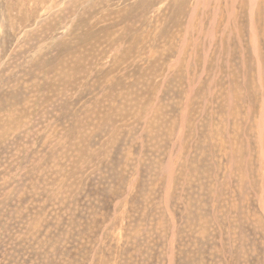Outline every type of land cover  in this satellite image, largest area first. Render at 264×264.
Here are the masks:
<instances>
[{
    "label": "rangeland",
    "instance_id": "1",
    "mask_svg": "<svg viewBox=\"0 0 264 264\" xmlns=\"http://www.w3.org/2000/svg\"><path fill=\"white\" fill-rule=\"evenodd\" d=\"M253 11L0 0V264H264Z\"/></svg>",
    "mask_w": 264,
    "mask_h": 264
},
{
    "label": "bare ground",
    "instance_id": "2",
    "mask_svg": "<svg viewBox=\"0 0 264 264\" xmlns=\"http://www.w3.org/2000/svg\"><path fill=\"white\" fill-rule=\"evenodd\" d=\"M208 1V0H207ZM215 2H216V0H215ZM196 3V2H195ZM221 5V4H220ZM229 5V4H228ZM249 5H250V12H254L253 11V7H255V5L257 6V0H249ZM193 6H195V5H193ZM197 6V5H196ZM208 6V5H207ZM232 7V6H231ZM192 9H193V7H192ZM194 11V10H193ZM215 11V10H214ZM219 11H220V8H219ZM233 12V11H232ZM249 12V13H250ZM193 14H194V12H193ZM251 16H252V14H251ZM236 21V20H235ZM236 23V22H235ZM253 25V24H252ZM255 28V27H254ZM255 30L253 29V27L251 28V34H252V36H254V38H253V40L254 39H256L255 38ZM195 39V38H194ZM256 41V40H255ZM258 41V40H257ZM256 44V43H255ZM257 45V44H256ZM255 55V54H254ZM260 79H261V77H260Z\"/></svg>",
    "mask_w": 264,
    "mask_h": 264
}]
</instances>
